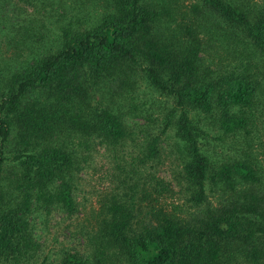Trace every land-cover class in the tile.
Wrapping results in <instances>:
<instances>
[{"label": "trees", "instance_id": "16d2710c", "mask_svg": "<svg viewBox=\"0 0 264 264\" xmlns=\"http://www.w3.org/2000/svg\"><path fill=\"white\" fill-rule=\"evenodd\" d=\"M173 1L104 0L95 25L67 20L55 51L21 72L0 62V264H35L39 219L78 213L75 178L88 140L135 143L125 115L136 111L127 97L136 73L169 104L161 127L144 132L137 153L119 154L128 167L117 176L122 187L84 216L81 247L42 261L264 264V176L244 147L261 104L264 118V0H193L180 14ZM190 112L213 118L242 148L207 154L204 123ZM170 128L183 156L175 191L141 172L159 158L160 135Z\"/></svg>", "mask_w": 264, "mask_h": 264}, {"label": "rangeland", "instance_id": "374dc122", "mask_svg": "<svg viewBox=\"0 0 264 264\" xmlns=\"http://www.w3.org/2000/svg\"><path fill=\"white\" fill-rule=\"evenodd\" d=\"M3 1L0 3V62L5 72L17 70L21 72L33 59L55 51L61 29L65 27L67 20H75L80 27H90L99 21L98 14L104 13L107 7L104 0H86L81 7L74 6V2L70 0H58L35 8L27 6L26 0ZM173 2L172 5L176 8L175 13L180 14V10L185 9L194 1L174 0ZM9 3L12 6H21V8H18L15 13L7 6ZM207 56L214 59L217 57L214 51H208ZM229 60L232 61L231 58ZM134 77L135 87L127 99L131 101V106L136 107V111L133 115H125V127L128 131H134L136 145L126 142L127 144L123 146L112 148L99 144L98 140H88L89 151L83 155L79 163L81 169L75 178L76 194L79 200L78 213L75 216L66 217L60 211H52L46 218L39 219L37 233L41 238L42 254L39 253L35 264H45L42 261L44 254L49 255V259L52 260L56 259L63 250L81 247V239L77 230L80 226L84 227L83 232L87 230L84 216L89 218L91 208H98L104 196L109 198L114 191H117L115 187L119 191L122 187L117 183V176L126 173L128 167L122 168L126 165L119 158V154L127 153L130 148L137 153L138 140H141L144 132L149 130V132L156 133L161 127L162 112L169 109V104L153 92L139 74L136 73ZM95 98L97 99V94ZM261 106L262 104L257 106L254 111L255 126L244 147L252 151L264 176V118L263 112H259ZM189 116L195 121L199 118L204 123L202 129L205 134L201 146L204 151L207 150L205 151L207 154L222 157L231 154V148H242L239 144L241 140H234L219 132L215 123L212 122L213 118L201 114L196 115L194 112H190ZM160 138L159 158L145 163L141 172H149L163 178L171 183L175 191L177 186L174 183L181 181L180 165L183 156L178 149L181 144L174 136L172 128L160 135Z\"/></svg>", "mask_w": 264, "mask_h": 264}]
</instances>
